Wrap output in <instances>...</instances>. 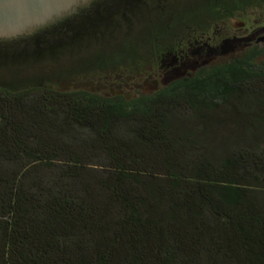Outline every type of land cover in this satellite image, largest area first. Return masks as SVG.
I'll return each instance as SVG.
<instances>
[{
  "label": "trees",
  "instance_id": "trees-1",
  "mask_svg": "<svg viewBox=\"0 0 264 264\" xmlns=\"http://www.w3.org/2000/svg\"><path fill=\"white\" fill-rule=\"evenodd\" d=\"M0 264H264V44L151 95L0 87Z\"/></svg>",
  "mask_w": 264,
  "mask_h": 264
},
{
  "label": "rangeland",
  "instance_id": "rangeland-1",
  "mask_svg": "<svg viewBox=\"0 0 264 264\" xmlns=\"http://www.w3.org/2000/svg\"><path fill=\"white\" fill-rule=\"evenodd\" d=\"M205 4H208L207 0H168L153 4L147 1L135 13L126 17L118 15L108 24L58 51L18 59H0V84L18 87L53 80L62 75L85 73V76L58 80L55 87L62 90L75 88L74 83H86L84 87L90 89L91 85L99 87L101 82L105 83L106 76H109L110 83L118 86L122 80L132 76L128 86L122 89L116 87V90L126 97L151 95L175 80L228 63L246 51L242 47H227V44L218 48L193 45L190 47L191 55L186 57L183 53L184 58L177 59L176 50L182 47L176 46V40L206 17L203 12ZM114 61L127 65L126 70L87 73ZM122 71L125 73L122 74ZM111 85L110 89L103 91L113 93Z\"/></svg>",
  "mask_w": 264,
  "mask_h": 264
},
{
  "label": "flooded vegetation",
  "instance_id": "flooded-vegetation-1",
  "mask_svg": "<svg viewBox=\"0 0 264 264\" xmlns=\"http://www.w3.org/2000/svg\"><path fill=\"white\" fill-rule=\"evenodd\" d=\"M103 1L106 0H93L88 6L80 9L77 13L69 15L55 23H52L51 26H49L48 28L40 29L28 40H0V55L10 53L16 54L19 49L28 50V48H33L34 52L43 51L44 49H47L49 45L47 46L45 43H42L38 40V37L40 36V34H42V32L49 30L45 33H50V31H52L56 25V27L59 28L61 23L66 19H75L79 16L82 11L89 10L98 3H110ZM147 1H151L153 4L154 2L166 3L168 0ZM147 1H144V3ZM207 2L208 4L204 5L203 11L206 17L195 23L193 26L189 27L187 31L183 33L180 38L177 39L178 43L176 46L182 47L180 48V50H176V53L179 56V58L177 57V59H183V53H185L186 57L191 55L192 52L190 47L193 45H202L203 47L206 46L209 48H218L221 46H225L224 44H227V47H242L247 50L250 47L256 46L258 44H264V0H207ZM27 50L23 52H27ZM43 52H46V50H44ZM125 66L127 65H123L119 62L114 61L111 62V64H104L103 66L98 67V69L87 73L94 74V72H98L99 74H103L106 71L112 72L116 69L121 70L124 68V70H126L125 68L127 67ZM136 66L139 65L137 64ZM131 67L133 68V66ZM123 73L125 72L122 71V74ZM84 74L85 73H73L70 75H62L53 80L38 81L23 86L27 88H36L37 86L42 87L50 85L56 88L55 86L57 85L56 82H58V80H62L64 78L73 79L77 75L85 76ZM120 76L121 75H118V77ZM130 77L132 78V76ZM130 77L126 78L125 80H122L120 86L110 83L109 76H106V80L104 81L105 83L101 82L99 87H94L93 85H91L90 89H88L84 87V85H87L86 83H74L75 88H66L62 89V91L85 90L108 96H120L122 95V92H120V90H116V87L118 89H122L124 86H128ZM109 84H112L111 89L113 93L108 94L104 92L103 89H110ZM0 87L9 88L10 86L0 84ZM19 87L21 86L11 88L18 89Z\"/></svg>",
  "mask_w": 264,
  "mask_h": 264
},
{
  "label": "water",
  "instance_id": "water-1",
  "mask_svg": "<svg viewBox=\"0 0 264 264\" xmlns=\"http://www.w3.org/2000/svg\"><path fill=\"white\" fill-rule=\"evenodd\" d=\"M92 1L0 0V40H28L40 29L48 28L52 23L77 13ZM26 50L19 49L16 54H1L0 59H18L44 53L34 52L33 48L23 52Z\"/></svg>",
  "mask_w": 264,
  "mask_h": 264
}]
</instances>
